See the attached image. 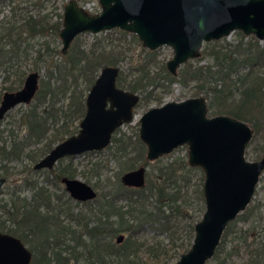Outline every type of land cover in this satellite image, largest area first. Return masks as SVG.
<instances>
[{
    "label": "trees",
    "instance_id": "trees-1",
    "mask_svg": "<svg viewBox=\"0 0 264 264\" xmlns=\"http://www.w3.org/2000/svg\"><path fill=\"white\" fill-rule=\"evenodd\" d=\"M0 5L8 8H4L7 12L0 18V74H4V90L20 89L31 71L45 69L48 74V79H40L34 100L19 119L25 134L20 137L10 131L8 138L0 136L1 177L11 182L15 171L4 161L22 158L26 153L25 157L36 164L57 143L77 133L78 123L86 113L87 94L99 70L105 65L121 67L131 49L126 34L137 36L124 30L111 31L119 32V37L104 36L98 41L96 36L90 47L74 44L63 55L58 47L63 12L58 11L56 0H0ZM237 34L241 37L234 43L226 39L206 43L203 59L209 58L211 63L196 65L194 59L189 60L177 75L168 71L166 63L154 70L158 50H147L144 59L132 65L127 74L121 71L118 84L139 93L141 102L161 104L163 96L155 93L158 89L166 93L177 82L184 86L194 83L195 96H206L211 114H230L248 122L256 136L260 132L264 135V43L254 36L245 40L242 31ZM55 82H60V86L56 87ZM61 94L69 98L66 106H57ZM74 121L77 123L73 128ZM119 132L108 147L110 160L122 162L127 171L138 164L148 166L144 187H128L118 179L96 199L74 201L66 191L58 193L50 188L52 183L61 184L64 177L78 176L74 157H68L51 169L34 171L35 164L30 166L31 172H44L43 181L27 175L19 183L20 189L0 199V231L19 237L24 243L30 239L31 264H151L142 259L141 253L149 254L153 264H170L166 245L141 239L140 233L152 229L156 240L165 234L173 241L179 224L192 216V200L187 192L196 182L200 186L201 209L205 211L204 174L190 166L187 158L167 159L172 156L169 155L150 163L138 133L133 138L118 135ZM30 148L33 150L27 152ZM260 154H264L263 146ZM65 160L68 163L63 165ZM105 161L92 163V176H102ZM25 188L31 191L29 200L22 195ZM81 204L94 206L84 211L78 209ZM263 219L264 184L248 208L230 222L209 264H235L233 256L241 253L247 255L246 264H264V234H258L259 224L255 223ZM238 221L250 224L238 227ZM195 223L189 227L191 239ZM121 234L125 240L117 243Z\"/></svg>",
    "mask_w": 264,
    "mask_h": 264
},
{
    "label": "water",
    "instance_id": "water-1",
    "mask_svg": "<svg viewBox=\"0 0 264 264\" xmlns=\"http://www.w3.org/2000/svg\"><path fill=\"white\" fill-rule=\"evenodd\" d=\"M101 12L92 13L69 0L63 8L60 31L62 53L83 33L98 34L121 29L138 36L150 50L171 46L174 56L168 70L178 69L202 55L204 43L230 36L234 31L254 35L264 41V0H99ZM121 68L101 69L86 98V113L77 134L57 143L35 165L51 169L67 156L99 151L108 147L113 134L133 121L139 94L117 86ZM41 74L31 71L23 86L5 91L0 101V124L19 105H29L40 87ZM139 137L147 146V158L155 161L175 149L188 147L189 163L204 173L203 193L206 210L195 225L189 250L173 264H208L220 245L230 222L244 212L253 200L264 174V155L248 160L246 150L255 134L246 121L230 114L209 115L206 96L166 101L149 108L140 117ZM146 167L126 172L122 181L131 187L146 185ZM71 196L92 201L98 193L79 177H64ZM6 179L0 177V190ZM124 235L116 240L121 243ZM32 251L22 239L0 232V264H31Z\"/></svg>",
    "mask_w": 264,
    "mask_h": 264
},
{
    "label": "rangeland",
    "instance_id": "rangeland-1",
    "mask_svg": "<svg viewBox=\"0 0 264 264\" xmlns=\"http://www.w3.org/2000/svg\"><path fill=\"white\" fill-rule=\"evenodd\" d=\"M66 2H68V0H56V4L58 6V11L63 12V5ZM80 3L82 5H87L88 8H90L89 6L92 5L94 7L95 11L101 10V5L99 3V0H80ZM4 8L6 10H8L7 7H5V6L2 7L0 5V9L2 10V11H0V18L3 16L4 13L7 12ZM55 19H56V15H55ZM115 30H120V29H113V30H110L109 33H104V34H101V33L93 34L90 32L83 33V34H81L75 38V40L73 41L71 46H73L74 44H77L81 48H83V47L88 48L96 40V36H98V38H97L98 41L103 39L104 36L105 37H108V36L119 37V32H111V31H115ZM251 36H254V35H248V36L246 35L245 40H249L251 38ZM240 37L241 36L239 34H237V31H234L230 36L222 38V39H226L227 42L234 43ZM254 37H256V36H254ZM126 39L128 42V46H130L131 49H129V51L127 52V54H126L127 58L122 63V66H121V69L124 72H126V73H124V75L129 72L130 67L132 65L136 66L140 60L144 59V55H147V53H148L147 50H150L149 48L145 47L142 44V42L139 40L138 37L135 38V37H132L131 34H126ZM260 43L263 44L264 41H260ZM205 44L206 43H204V45ZM204 45L202 48V55L199 57V59H202V60H199L198 58L194 59V62L196 65H197V63L199 65H207L208 63H211V60L209 58L203 59ZM62 46H63V44H62V40L60 38V43L58 44V47L60 49H62ZM71 46L68 49V51L71 49ZM157 50H158L157 63L153 66L154 70L156 69V66H161L164 63L167 64V61L169 59H171L174 55V50H173V47H171V46H162ZM67 52L62 53V51H61V53L63 55H66ZM60 58L61 57L59 56V59ZM181 67L178 70L179 72L181 71ZM39 71L41 74V80L48 79V74L45 71V69H41ZM100 71H101V69L99 70V73H100ZM68 81L70 82V79H68ZM5 84H6V82H5L4 74H0V101H1V98L4 94V92H5V90H4ZM60 84H61L60 82H55L56 87H59ZM79 86L82 87L81 88L82 90L84 89L83 84H81ZM194 86H195L194 83H189L187 86H184V85L177 82V83L172 85L169 92L165 93V92L160 91L158 89L155 93H160V95L163 96V103L166 101H181V100L187 99L189 97L195 96ZM149 89H151V88H149ZM68 95H69V92H68L67 96ZM198 96H200V95H198ZM68 100H69L68 97H64V95L61 94L59 99H57V102H58L57 106H66L68 103ZM163 103L160 104L159 102H156V101H152L151 103L140 102L135 107V117H134L133 121L123 125L122 127H120L118 129V130H120L118 135L125 134V136H132L134 138L135 135L138 133V136H139V129H140L139 120H140V117L149 108L162 105ZM27 109H29L28 105L22 104V105L17 106L12 111L7 113L8 115L5 116V118L3 119V121L0 124V136L2 138H4V139L8 138L10 131H12V133L19 134L20 137L25 134V129L22 127L19 119H20L21 115L23 114V112L26 111ZM209 115H211V113ZM76 123L77 122L74 121L71 126H73V128L76 127L75 126ZM79 123H78V125H79ZM1 144L2 143H0V145ZM262 146L264 147V135L262 134V132H260L258 136H256L254 134L253 139L251 140V143L249 144V146L246 150L247 159L254 161V160H258L260 156L262 157L264 155V154L263 155L260 154V150H261ZM32 150L33 149L30 148L27 150V152L32 151ZM187 150H188L187 146L184 145V146L178 148L177 150H175L172 154H169L172 156L167 157V159L177 158V157L187 158ZM110 151L111 150L106 148L104 150L92 151L93 153H88V152L82 153V154L74 157V159H73V163L78 166V170H79L78 171L79 174L77 177H79L80 179L84 180L85 182H87L91 186H93L98 191V193H102V192H104V190H107V189L113 187L117 183L118 179H121L122 174L125 171H127V170H124L122 162H116L115 160H110ZM25 156H26V153H24L22 158L12 159L10 161H4V163H7L10 166V169L14 170L15 173L12 174L11 182L6 181V183L4 184V187L2 188V190L0 192V199L8 198L9 197L8 192H13L17 188L20 189L19 183H21L22 179L27 175L32 176L34 179L39 180L40 182L43 181V175H44L43 173L44 172L43 171L40 173L31 172L30 166L33 167L35 162H31V160H29ZM104 160H106V161L104 163L105 166H104L103 171H102V173H103L102 176L100 178L92 176L90 173V168L92 166V163H94L95 161H103L104 162ZM67 163H68V160H65L62 164L65 165ZM1 164L2 163L0 162V166H1ZM139 165L140 164H138L137 167ZM148 170H150L149 167H148ZM19 171H21V173ZM34 171H37V170L34 169ZM1 172H3V171H0V176H2ZM50 178L52 179L53 175H50ZM147 179H148V177H147ZM261 179H260V182L257 186V189H259V187H261L264 184V174L261 176ZM50 188L52 189L51 191L60 192V188L61 189L64 188V185L58 187V186H56L55 183H52V185H50ZM199 189H200V186L198 187L197 182L194 185H192V186L190 185L188 187L187 196H188L189 200L190 199L192 200L191 201L192 203L190 205V210H191L192 216L187 222L184 223V221H183L182 223L179 224V229L177 231V234L174 236L173 241L170 240V239H173L172 237L167 238L165 234H163L162 236L157 238V240H158L157 241L153 237L154 231L152 229H150L149 232L146 230V231H144V233H140L141 239H148L150 243L161 242V243H164L166 245V248L169 249L167 257L169 258L170 264L179 260L181 255L183 253L187 252L192 245L194 238L191 239V237L188 235L190 224L192 222L195 223V222L200 221L202 216H203V213H204L203 209H201V205H200L201 201L198 197ZM22 195H26L27 199L29 200L30 195H31L30 189L25 188L24 190H22ZM93 203H95V202H93ZM90 206H94V204H90V205L81 204L78 206L79 207L78 209H83L85 211V209H87ZM255 223L257 225L259 224V226L257 227L258 234H264V219L261 221V223H259V222H255ZM249 224H250V222L238 221L236 223V226L246 228L249 226ZM236 243H237V240H235L234 245ZM25 244L30 249L32 248V243H31L30 239ZM140 256L142 257L143 260L148 261V262H152L151 264H153V261H151L149 254L141 253ZM163 258H164V255L162 256V260H164ZM232 259L235 262V264H246L247 255L245 253H241L239 255L233 256ZM210 262H211V260L208 262V264Z\"/></svg>",
    "mask_w": 264,
    "mask_h": 264
},
{
    "label": "flooded vegetation",
    "instance_id": "flooded-vegetation-1",
    "mask_svg": "<svg viewBox=\"0 0 264 264\" xmlns=\"http://www.w3.org/2000/svg\"><path fill=\"white\" fill-rule=\"evenodd\" d=\"M68 1H69V0H68ZM66 3H67V2H66ZM66 3H65V4H66ZM99 3H100V2H99ZM65 4H64V5H65ZM79 4H80L81 6H84L87 10H89V11L92 12V13H99V12H101V10H102V9H101L100 11H95V10H94V7H93L92 5H90V6H89L90 8H88L87 5H82V4L80 3V0H79ZM64 5H63V8H64ZM116 29H118V28H116ZM112 30H113V29H112ZM120 30H121V29H120ZM108 31H110V30L103 31V32H108ZM124 31H126V30H124ZM128 32H129V31H128ZM101 33H102V32H101ZM130 33H132V32H130ZM98 34H99V33H98ZM132 34H134V33H132ZM135 35H136V34H135ZM136 36H137V35H136ZM137 37H138V36H137ZM139 40H140V39H139ZM166 46H167V45H166ZM158 49H159V48H158ZM156 50H157V49H156ZM173 56H174V55H173ZM169 60H170V59H169ZM169 60H168V61H169ZM168 61H167V62H168ZM166 65H167V64H166ZM183 65H184V64H183ZM105 66H107V65H105ZM113 66H116V65H113ZM103 67H104V66H103ZM103 67H102V68H103ZM119 67H120V66H119ZM102 68H101V69H102ZM120 68H121V67H120ZM167 69H168V67H167ZM178 70H179V69H178ZM121 71H122V69L120 70V73H119L118 78H117V86L120 87V88H123V87L119 86V84H118V79H119V77H120V75H121ZM168 71H169V70H168ZM169 72H170V71H169ZM100 73H101V71H100ZM100 73H99V74H100ZM170 73H171V72H170ZM99 74H98V76H99ZM171 74H172V73H171ZM173 75H174V74H173ZM176 75H177V74H176ZM98 76H97V77H98ZM96 79H97V78H96ZM95 81H96V80H95ZM94 83H95V82H94ZM94 83H93V84H94ZM93 84H92V85H93ZM91 87H92V86H91ZM123 89H125V88H123ZM125 90H128V89H125ZM128 91H131V90H128ZM88 93H89V92H88ZM135 93H137V92H135ZM137 94H139V93H137ZM87 95H88V94H87ZM139 96H140V101L138 102V104L141 102V95L139 94ZM86 98H87V97H86ZM138 104H137V105H138ZM159 106H160V105H159ZM210 113H211V112H210V109H209V114H210ZM212 115H216V114H211L210 116H212ZM79 128H80V123H79ZM117 130H118V129H117ZM78 131H79V130H78ZM77 133H78V132H77ZM77 133H75V134H77ZM115 133H116V132H115ZM115 133H114V134H115ZM114 134H113V136H114ZM73 135H74V134H73ZM70 136H72V135H70ZM113 136H112V138H113ZM68 137H69V136H68ZM64 140H65V139H64ZM62 141H63V140H62ZM141 141H142V140H141ZM60 142H61V141H60ZM111 142H112V140H111ZM110 144H111V143H110ZM110 144L108 145V147L110 146ZM145 146H146V145H145ZM108 147H107V148H108ZM181 147H182V146H181ZM179 148H180V147H179ZM187 148H188V147H187ZM105 149H106V148H105ZM177 149H178V148H177ZM177 149H175V150H177ZM103 150H104V149H103ZM175 150H174V151H175ZM174 151H173V152H174ZM90 152H92V151H90ZM173 152H171L170 154H172ZM85 153H87V152H85ZM88 153H89V152H88ZM145 155H146V159L148 160V158H147V146H146V154H145ZM168 155H169V154L164 155V156H161V157H159L158 159H156L155 161H149V160H148V162H150V163H155V162H156L157 160H159V159H163V160H164V158L167 157ZM68 157H75V156H67V157H65V158H68ZM62 159H64V158H62ZM62 159H60V160H62ZM60 160H59V161H60ZM187 160H188V163H189L188 150H187ZM59 161H58V162H59ZM58 162H57V164H58ZM189 165L192 166L190 163H189ZM55 166H56V164H55ZM55 166H54V167H55ZM141 166H145V167H146V177H148V176H147V173H148V166H146V165H144V164H140L138 167H136V168H134V169H131V170L125 171V172L122 174V177H123V175H124L126 172H129V171H132V170L138 169V168L141 167ZM54 167H53V168H54ZM193 167H197V166H193ZM197 168L201 169L200 167H197ZM45 169H48V168H45ZM35 170H36V169H35ZM41 170H42V169H41ZM201 170H202V169H201ZM202 172H203V171H202ZM203 174H204V173H203ZM0 177H1V176H0ZM76 177H77V176H76ZM122 177H121V179H122ZM69 178H70V177H69ZM73 178H75V177H73ZM204 179H205V176H204ZM122 182H123V181H122ZM5 183H6V182H5ZM146 183H147V179H146ZM62 185H64V188H62V189L60 188V192H58V193H62V191L64 190V191H66V193H67V195H68L69 197H71L72 199H74V201H79V200H77V199H75L74 197L71 196L70 192H69V191L67 190V188H66V185H65L63 179H61V184H58V187H60V186H62ZM126 186H127V185H126ZM203 186H204V183H203ZM3 187H4V186H3ZM3 187H2V188H3ZM128 187H131V186H128ZM2 188H1V190H2ZM136 188H142V187H136ZM1 190H0V192H1ZM95 190H96V189H95ZM96 191H97V190H96ZM256 191H257V189H256ZM97 193H98V191H97ZM98 194H99V193H98ZM255 194H256V192H255ZM97 196H98V195H97ZM203 196H204V193H203ZM254 197H255V195H254ZM254 197H253V199H254ZM96 198H97V197H96ZM96 198H95V199H96ZM204 201H205V198H204ZM79 202H88V201H79ZM252 202H253V200H252ZM252 202H251V203H252ZM251 203H250V204H251ZM247 208H248V207H247ZM205 210H206V203H205ZM204 212H205V211H204ZM242 213H243V212H242ZM203 214H204V213H203ZM240 214H241V213H240ZM240 214H239V215H240ZM239 215H238V216H239ZM238 216H237V217H238ZM201 219H202V218H201ZM234 220H235V219H234ZM198 222H199V221H198ZM196 224H197V222L195 223V225H196ZM229 224H230V223H229ZM227 227H228V226H227ZM0 232H1V231H0ZM224 232H225V231H224ZM12 235H13V234H12ZM123 235H124V234H123ZM223 235H224V233H223ZM14 236H15V235H14ZM124 236H125V235H124ZM194 236H195V235H194ZM117 237H118V236H117ZM125 237H126V236H125ZM125 237H124V240H125ZM222 237H223V236H222ZM20 239H21V238H20ZM124 240H123V241H124ZM22 241H23V240H22ZM123 241H122V242H123ZM116 242H117V240H116ZM122 242H121V243H122ZM117 243H118V242H117ZM24 244H25V243H24ZM25 245H26V244H25ZM26 246H27V245H26ZM27 247H28V246H27ZM28 248H29V247H28ZM29 249H30V248H29ZM30 250H31V249H30ZM172 264H173V263H172Z\"/></svg>",
    "mask_w": 264,
    "mask_h": 264
}]
</instances>
